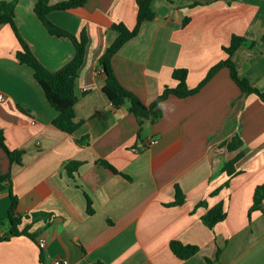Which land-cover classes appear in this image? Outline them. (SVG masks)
Wrapping results in <instances>:
<instances>
[{
	"label": "crops",
	"instance_id": "crops-1",
	"mask_svg": "<svg viewBox=\"0 0 264 264\" xmlns=\"http://www.w3.org/2000/svg\"><path fill=\"white\" fill-rule=\"evenodd\" d=\"M38 1L0 0L15 4L19 35L56 72L73 59L74 44L47 32L34 11ZM153 8L155 19L112 59L119 83L144 105L178 86L176 70L186 69L187 87L196 88L227 59L233 36L254 42L232 60L238 75L264 93V0H154ZM137 14L136 0H87L49 14L58 28L88 38L73 134L53 125L57 111L17 59L12 27L0 25V130L10 151H24L18 165L0 147V178L11 175L3 186L18 198L17 212L29 216L19 229L46 241L40 249L26 236L0 238V264H41V255L45 264H264V215L251 212L255 190L264 185V102L243 93L223 68L199 93L163 101L156 123L139 120L129 105L114 107L103 92L99 60L117 38L112 25L134 29ZM236 136L243 146L230 152L225 144ZM240 151L230 176L223 168ZM71 162L80 163L72 176ZM200 202L205 206L197 208ZM219 203L226 219L209 229L202 218ZM11 204L0 190L5 234ZM36 214L42 217L34 220ZM173 241L198 252L181 260L170 249Z\"/></svg>",
	"mask_w": 264,
	"mask_h": 264
},
{
	"label": "trees",
	"instance_id": "trees-1",
	"mask_svg": "<svg viewBox=\"0 0 264 264\" xmlns=\"http://www.w3.org/2000/svg\"><path fill=\"white\" fill-rule=\"evenodd\" d=\"M154 0H136L138 7L137 24L134 29H129L123 23H115L111 29L117 33V38L113 44L107 48L104 55L99 60V66L106 75V83L103 87V92L116 108L124 105H129V111L133 113L139 120L149 119L153 123L159 121L162 118V112L158 109L159 105L167 100L170 96L177 98H188L199 93L209 81L223 68H228L230 76L233 82L240 88V90L247 95H257L264 102V93L253 87L248 80L241 78L238 75L236 66L232 60L233 54L242 46L250 44L254 45V42H248L245 38L239 36H233L230 46L225 48L227 59L219 62L208 72L204 80L194 89L187 87V75L186 69L176 70L173 73V78L178 81V86L175 89L165 88L162 94L157 100L149 106L144 105L141 100L135 96L132 92L125 89L118 81L112 68V59L120 51V49L131 39L136 37L140 31L143 23L153 21L156 17L155 9L153 8ZM87 0H67L66 2L51 6L49 0H39L35 5V14L41 21L47 32L55 37L69 38L75 48V55L73 59L62 69L56 72H50L47 70L41 62L35 57L31 51L29 45L21 38L18 29L15 24V4L0 2V25H10L15 32L19 43L20 50L17 52V59L23 65L28 66L33 71L34 78L41 86L45 96L50 105L57 111L58 116L53 121V125L67 134H73L78 128L79 123L75 121V105L77 103V97L75 95V86L79 76V71L83 66L86 57L88 38L83 33L79 38L71 33L62 30L55 26L49 19V14L52 11H69L81 8L86 4ZM264 42V38L262 40ZM82 142H80L81 144ZM227 149L230 152H236L241 149L243 143L239 137H233L226 144ZM0 147L7 154L12 164L16 163L22 165V157L24 151L15 150L10 151L6 145V140L3 131L0 130ZM244 152L240 151L237 156L228 162L223 170L230 176L235 173V164L243 157ZM102 166L115 171L111 165L107 162H99ZM80 166V163L71 162L68 165V172L72 176V172ZM11 183V175L7 174L0 178V190H7L10 199L11 207L8 212V234L6 238L26 236L34 242H37V233H30L29 229L20 230L23 219L28 218L27 215H22L17 212L18 198L13 194L11 187L5 188L4 183ZM228 186V183L225 185ZM221 189L215 191L212 195H217ZM184 202V197L177 193L176 205H181ZM264 185L257 187L254 194L252 211H260L264 215ZM205 206V202H200L198 207ZM88 211L91 212L90 202ZM226 212L224 205L219 203L215 207L211 208L202 218L203 223L209 228L213 229L218 223L223 222L226 219ZM42 215H33L34 220H38ZM170 249L173 254L181 259L187 260L194 256L198 249L194 246H185L180 242L173 241L170 244ZM41 264H45L43 256L40 257Z\"/></svg>",
	"mask_w": 264,
	"mask_h": 264
},
{
	"label": "built area",
	"instance_id": "built-area-1",
	"mask_svg": "<svg viewBox=\"0 0 264 264\" xmlns=\"http://www.w3.org/2000/svg\"><path fill=\"white\" fill-rule=\"evenodd\" d=\"M2 100H3V96L0 95V101H2ZM6 236H7V234H5L3 232L2 226L0 224V238L5 239ZM37 244H38V246H39L40 249H44L46 247V241H45L44 238H39L37 240ZM54 264H67V262L66 261H59V260H57L56 262H54Z\"/></svg>",
	"mask_w": 264,
	"mask_h": 264
}]
</instances>
